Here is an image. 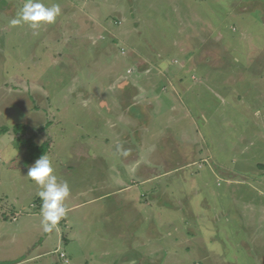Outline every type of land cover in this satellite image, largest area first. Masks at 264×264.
Here are the masks:
<instances>
[{
    "label": "rangeland",
    "instance_id": "obj_1",
    "mask_svg": "<svg viewBox=\"0 0 264 264\" xmlns=\"http://www.w3.org/2000/svg\"><path fill=\"white\" fill-rule=\"evenodd\" d=\"M24 2L0 0V264H264V0H42L37 32ZM33 142L70 188L51 233Z\"/></svg>",
    "mask_w": 264,
    "mask_h": 264
},
{
    "label": "clouds",
    "instance_id": "obj_2",
    "mask_svg": "<svg viewBox=\"0 0 264 264\" xmlns=\"http://www.w3.org/2000/svg\"><path fill=\"white\" fill-rule=\"evenodd\" d=\"M60 16L61 7L58 3L46 6L42 0H25L9 24L11 27L26 25L37 32L42 26L54 24ZM117 152L124 158L131 155V149L123 147L118 148ZM25 176L40 189L37 193L42 201L40 226L44 233H51L67 215L65 202L70 196L69 184L58 178L51 158L44 154L29 167Z\"/></svg>",
    "mask_w": 264,
    "mask_h": 264
},
{
    "label": "crops",
    "instance_id": "obj_3",
    "mask_svg": "<svg viewBox=\"0 0 264 264\" xmlns=\"http://www.w3.org/2000/svg\"><path fill=\"white\" fill-rule=\"evenodd\" d=\"M250 7V6H249ZM244 11L242 10V13H243ZM243 18H245V17H243ZM262 24H263V21H262ZM263 27V26H262ZM246 32L244 31V30H242L241 32H240V38L238 39L240 42H243L242 40L245 38V36H246V34H245ZM244 34H245V36H244ZM218 35H220V36H223L224 35V32H222L221 30H219L218 31ZM256 34H254V36H255ZM222 39H224V37L222 38ZM262 39V43L263 44H261V47L262 48H260L259 46H257L258 44L256 43L255 44V42L253 41V40H251V44H252V46H253V49H256L257 50V52H256V54H258L259 52H260V50H262V49H264V41H263V38H261ZM253 42H254V45H253ZM259 43V42H258ZM252 49V48H251ZM201 54H202V52H201ZM199 61H200V63H199V65L202 67V69L199 71V72H193V71H186L185 73V75H183L182 76V81H185L186 83H185V85H184V92L185 93H183V95L184 96H186V97H188V95H189V92L190 91H192V89L194 90V87H193V80L191 79V77L192 76H195V77H197L196 76V74H198V73H201L198 77L200 78V77H202V79H204V80H206L208 77H209V75H208V73H207V64H206V58L205 57H203V55H200V57H199ZM249 61L251 62V61H253L252 60V58H248L247 59V64L249 63ZM197 77V78H198ZM205 82H207V83H209L207 80L205 81ZM199 87H201L200 85H199ZM171 149V148H170ZM173 150H170V152H172ZM206 152H208V151H206ZM259 184H262V181L259 183ZM40 256V255H39ZM39 256H36V257H33V258H31L30 259V262L31 263H35L36 264V261L37 260H39L40 259V257ZM2 263H5V262H2Z\"/></svg>",
    "mask_w": 264,
    "mask_h": 264
},
{
    "label": "trees",
    "instance_id": "obj_4",
    "mask_svg": "<svg viewBox=\"0 0 264 264\" xmlns=\"http://www.w3.org/2000/svg\"><path fill=\"white\" fill-rule=\"evenodd\" d=\"M26 126L25 125H16L12 128V132L16 133V131H19L21 129H25ZM8 130V128L4 127L2 129V132H6ZM22 130V131H23ZM19 133V132H17ZM32 146H26V149H27V153H28V162L32 163L33 161L39 159L41 157V155H43L47 150H49V143L47 142H44L42 143L41 145H37V144H30ZM6 264V263H5Z\"/></svg>",
    "mask_w": 264,
    "mask_h": 264
},
{
    "label": "built area",
    "instance_id": "obj_5",
    "mask_svg": "<svg viewBox=\"0 0 264 264\" xmlns=\"http://www.w3.org/2000/svg\"><path fill=\"white\" fill-rule=\"evenodd\" d=\"M59 258L62 259V260H65V259H66V256H65V254H63V253H60V254H59ZM65 262H66V261H65Z\"/></svg>",
    "mask_w": 264,
    "mask_h": 264
}]
</instances>
